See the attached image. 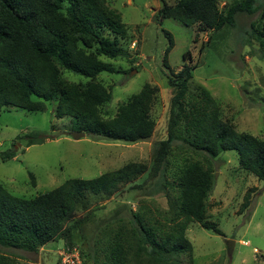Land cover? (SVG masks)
Returning <instances> with one entry per match:
<instances>
[{
  "label": "trees",
  "instance_id": "obj_1",
  "mask_svg": "<svg viewBox=\"0 0 264 264\" xmlns=\"http://www.w3.org/2000/svg\"><path fill=\"white\" fill-rule=\"evenodd\" d=\"M218 1L178 0L175 5H168L161 0L154 21L159 26L166 19L187 27L198 25L200 31L212 32V39L223 29L234 27L239 14L259 11L258 0H236L223 11L219 10ZM261 18V27L253 24L250 35L264 55V9ZM128 33L122 15L110 9L107 0H0V112L8 107L44 112L47 103H57V118L70 116L76 132L127 143L148 140L155 129L150 111L156 88L145 85L119 106L114 119L105 121L100 116V108L113 97L95 80L101 73H120L100 58L125 56L120 41ZM165 34L169 45L163 66L175 91L168 137L156 145L151 170L145 164L129 163L94 179L67 180L33 199L13 196L0 184V248L33 253L60 240L66 247H75L76 232L84 218H74L78 210L90 209V197L108 199L146 173L149 179L163 176L153 195L165 193L169 186L164 178L168 156L178 140L193 153L204 154L208 163L222 152L238 151L242 168L264 182V139L239 132L232 123L223 121L217 102L207 90L200 88L196 94L189 93L196 67L186 64L178 73L173 71L168 56L174 41L171 34ZM205 47L206 44L201 53ZM62 70L90 82L85 86L70 83L63 78ZM26 138L27 147L45 141L38 132L29 133ZM15 153L9 150L0 156L6 161L13 159ZM174 183L178 196L174 199L173 226L165 230L151 225L143 215L132 211L130 226L123 225L108 244V264H180L175 258L185 254L189 264H194L193 247L186 237L189 224L200 223L204 229L223 235L207 215V199L214 185L211 168L196 161L185 162ZM250 206L251 190L244 197L240 214ZM84 258L82 254L84 264H90ZM0 264L19 263L0 252Z\"/></svg>",
  "mask_w": 264,
  "mask_h": 264
},
{
  "label": "rangeland",
  "instance_id": "obj_2",
  "mask_svg": "<svg viewBox=\"0 0 264 264\" xmlns=\"http://www.w3.org/2000/svg\"><path fill=\"white\" fill-rule=\"evenodd\" d=\"M175 5L178 0H164ZM236 0H219L220 11ZM161 0H107L110 9L122 15L129 33L121 46L125 56L100 58L120 73H101L96 82L112 93V101L100 108V116L109 121L117 116L119 106L139 93L145 85L157 89L150 118L155 123L153 135L146 141L127 143L95 139L88 135L79 140L69 134L76 132L72 118H57V103H47L44 112H28L14 107L0 112V154L13 150L16 156L4 161L0 156V184L13 196L33 199L51 191L67 180H90L118 170L129 163L145 164L151 170L156 145L168 137V124L174 88L169 85L163 66L171 34L174 46L169 64L175 73L188 64L196 67L189 83V93L207 90L217 102L223 121L232 123L239 132H248L264 139V55L259 43L250 35L252 25L261 27L264 0H258L259 11L253 15L239 14L234 27L213 34L200 31L198 25L187 27L174 19L162 26L154 21ZM206 47L201 53V48ZM186 60H184V54ZM70 83L85 86L89 79L62 70ZM38 132L43 143L27 147L26 135ZM165 193L153 195L162 183L161 177L140 176L110 198L91 196L89 210H78L75 220L84 218L76 232L75 247L90 264H108V244L123 226H130L132 211L145 217L151 225L167 230L174 224V199L178 191L177 174L188 161L211 168L214 185L207 199V215L223 233L217 235L200 223L189 224L186 237L193 247L194 264H264V182L244 170L238 151L222 152L208 163L204 154H195L182 141L174 143L168 156ZM164 180V179H163ZM141 185V187H133ZM251 190V206L240 214L244 197ZM235 241L231 256L227 242ZM63 240L50 242L37 252L0 248L19 264H58L57 251ZM91 260V261H90ZM189 264L188 256L175 258ZM84 264V260L82 259Z\"/></svg>",
  "mask_w": 264,
  "mask_h": 264
},
{
  "label": "built area",
  "instance_id": "obj_3",
  "mask_svg": "<svg viewBox=\"0 0 264 264\" xmlns=\"http://www.w3.org/2000/svg\"><path fill=\"white\" fill-rule=\"evenodd\" d=\"M59 255V264H83L82 258L76 247H66L57 251Z\"/></svg>",
  "mask_w": 264,
  "mask_h": 264
},
{
  "label": "water",
  "instance_id": "obj_4",
  "mask_svg": "<svg viewBox=\"0 0 264 264\" xmlns=\"http://www.w3.org/2000/svg\"><path fill=\"white\" fill-rule=\"evenodd\" d=\"M73 139L75 140H79L80 138H84L86 136L85 132H72L69 134ZM235 241H228L227 242V250H228V254L229 256L232 255L234 247H235Z\"/></svg>",
  "mask_w": 264,
  "mask_h": 264
}]
</instances>
